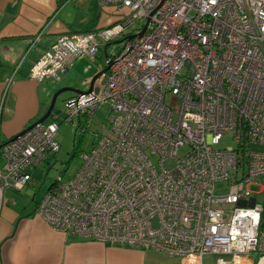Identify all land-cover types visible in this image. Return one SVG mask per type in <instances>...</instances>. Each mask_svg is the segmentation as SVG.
Wrapping results in <instances>:
<instances>
[{"label": "built area", "instance_id": "1", "mask_svg": "<svg viewBox=\"0 0 264 264\" xmlns=\"http://www.w3.org/2000/svg\"><path fill=\"white\" fill-rule=\"evenodd\" d=\"M99 2L115 7L117 22L59 34L28 72L58 81L75 59L100 53L97 72L108 66L64 108L65 121L89 122L107 102L108 124L36 215L66 234L183 264L206 255H216L209 264H264V198L250 189L264 193V0ZM58 129L43 121L0 141V192L33 183L31 171L59 150ZM227 136L233 145L221 147ZM225 180L228 191L216 192Z\"/></svg>", "mask_w": 264, "mask_h": 264}, {"label": "crops", "instance_id": "2", "mask_svg": "<svg viewBox=\"0 0 264 264\" xmlns=\"http://www.w3.org/2000/svg\"><path fill=\"white\" fill-rule=\"evenodd\" d=\"M119 18L114 6L99 0H0V141L37 120L47 105V84L28 72L56 37L110 26ZM31 185L0 192V264H183L160 250L108 246L53 229L36 215L39 199L24 194Z\"/></svg>", "mask_w": 264, "mask_h": 264}, {"label": "rangeland", "instance_id": "3", "mask_svg": "<svg viewBox=\"0 0 264 264\" xmlns=\"http://www.w3.org/2000/svg\"><path fill=\"white\" fill-rule=\"evenodd\" d=\"M120 47L121 43H114L109 46V48H114L116 51H118ZM100 64L104 65L102 53L99 54L95 62L88 58L81 59L79 62L77 61L68 71L66 70L60 75L58 81L54 79H45L43 84H47L50 93L46 100L47 105L49 104L52 94L60 87L67 86L74 89L86 90L89 83H84L83 80L92 72H97ZM74 96H76V94L71 90L59 93L51 113L45 119V122H55L59 125L57 135L59 150L54 154L48 155L41 164L31 171L33 183L29 186V190L24 192L27 198L31 199V196H33L35 199H40L44 195L46 189L58 176H63L64 178L71 177L80 167V155L90 151L95 144L97 131L101 126H107L108 124L107 117L110 113V105L107 102L100 104L89 122L85 116H81L80 119L75 118L71 122L65 121V101ZM165 101L169 102L168 96ZM43 113L44 112H41L40 116ZM219 145L221 147L233 145V141L227 136L221 140ZM186 151V148L179 149L178 156H182ZM152 159L154 164H157V156H152ZM228 189L229 183L227 180L217 183L216 192L224 193L228 191ZM250 189L253 192L252 196L257 200H262V198H264V193L258 192L259 184L250 185ZM215 257L216 255H206L203 258V264H209Z\"/></svg>", "mask_w": 264, "mask_h": 264}, {"label": "water", "instance_id": "4", "mask_svg": "<svg viewBox=\"0 0 264 264\" xmlns=\"http://www.w3.org/2000/svg\"><path fill=\"white\" fill-rule=\"evenodd\" d=\"M145 29V26L143 27V29L137 34L138 36H140L142 34V32L144 31ZM130 38L133 37V35H130L129 36ZM108 66H105L104 68H102L101 71L99 72H96L92 78L90 79L89 81V85H88V88L86 90H79V89H74V88H71V87H67V86H64V87H60L58 90H56L51 98H50V101H49V104L47 106H45L43 108V114L37 119L35 120L34 122H32L30 125H28L26 128H24L23 130H21L19 133H17L16 135L12 136L8 141H11L13 140L14 138H16L18 135H20L21 133H23L24 131L30 129L31 127H33L36 123H41L43 121H45V119L49 116V114L51 113L53 107H54V104H55V100L58 96L59 93L63 92V91H67V90H71L73 91L76 95H79V94H83V93H88L89 91L92 90L93 88V84H94V81L101 75V73L105 72L107 70ZM96 91V89H95Z\"/></svg>", "mask_w": 264, "mask_h": 264}, {"label": "flooded vegetation", "instance_id": "5", "mask_svg": "<svg viewBox=\"0 0 264 264\" xmlns=\"http://www.w3.org/2000/svg\"><path fill=\"white\" fill-rule=\"evenodd\" d=\"M38 36V35H37Z\"/></svg>", "mask_w": 264, "mask_h": 264}]
</instances>
